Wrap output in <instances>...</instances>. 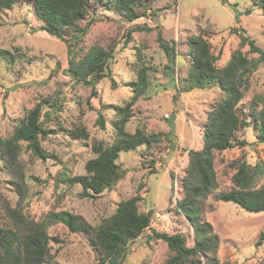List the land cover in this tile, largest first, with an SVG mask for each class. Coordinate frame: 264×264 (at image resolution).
<instances>
[{"label":"rangeland","instance_id":"1","mask_svg":"<svg viewBox=\"0 0 264 264\" xmlns=\"http://www.w3.org/2000/svg\"><path fill=\"white\" fill-rule=\"evenodd\" d=\"M153 0L145 15L128 21L122 12L97 6L86 19L92 20L83 41L78 45L39 30L41 22L28 3H19L0 11V138H9L28 109L47 99L41 120L51 131L40 138L46 152L42 160L34 155L24 141H19L17 160L9 167L0 152V226L9 227L11 219L6 208H15L26 216L41 221L50 211L67 210L82 216L91 227L112 215L121 200L138 195V210L150 213V224L139 237L129 242L123 264H166L170 251L167 244L153 236L154 231L182 234L187 246L194 244V233L188 218L178 209L184 196L189 150L202 146L203 124L216 101L224 97L221 88H187L190 57L184 44L187 35L203 33L211 51L217 55L216 66H223L239 45L232 28L264 48V14L252 7L250 0ZM233 3L239 11L235 19ZM140 26L142 29H136ZM150 28V29H147ZM130 32V38L127 35ZM73 30L71 31V35ZM177 42L174 64H169L157 43V34ZM74 44V45H73ZM111 50L107 71L91 88L76 83L65 72L70 46L78 59L92 45ZM248 57V46L240 47ZM140 56V57H139ZM147 67L148 88L132 106V116L126 129L143 128L155 140L149 145L121 152L117 159L124 175L98 197H82L79 184L68 185L66 178L84 174L85 162L95 156L92 144H110L115 138L112 122L116 117L113 106L123 105L133 94L128 84L136 80L141 66ZM243 98L238 103L243 115L264 106V64L253 71L247 81ZM48 104V105H47ZM46 112V115L43 113ZM104 128L97 122L98 113ZM174 113V137L168 139L170 127L166 119ZM250 126L235 133L244 141L222 151H214L213 167L217 187L198 201L202 220L211 224L219 236L216 264H264V239L257 243L264 228V210L249 212L233 202L218 201L215 192L233 186L232 175L241 161L264 169V142L256 138ZM84 126L87 138L77 129ZM264 180V174L259 183ZM49 253L43 264H93L99 252L83 232H71L62 223H50ZM207 256L199 257L200 264ZM190 264V263H187Z\"/></svg>","mask_w":264,"mask_h":264},{"label":"trees","instance_id":"2","mask_svg":"<svg viewBox=\"0 0 264 264\" xmlns=\"http://www.w3.org/2000/svg\"><path fill=\"white\" fill-rule=\"evenodd\" d=\"M153 0H0V11L11 8L15 4L28 3L32 6L36 18L42 23L39 30L67 42V37L78 45L83 41L92 20L80 25L81 20L91 10L104 7L122 12L128 21H133L143 15ZM174 3L177 0H172ZM252 7L244 13L249 14L253 7H257L264 14V0H250ZM222 4L226 0H220ZM238 19L239 11L236 4L231 5ZM136 29H142L136 26ZM150 29V28H147ZM73 33L71 35V31ZM239 37V47L235 49L228 61L221 67L216 66L217 55L211 51L210 44L203 33L187 35L184 44L190 57L188 74L185 79L189 91L192 88H205L216 85L222 89L224 97L216 101L207 113L203 124L202 146L198 150H189V162L184 178V196L177 202L178 209L188 218L194 233V244L187 246L182 234H168L154 231L153 236L163 240L170 251L166 264H200L199 257L207 256L203 264H216L215 256L219 246V236L212 230L207 221L201 219L198 201L212 193L217 187L213 167L214 151H222L244 141H237L235 133L251 125L256 130V138L264 142V106L259 110L252 106L246 116L238 107L243 98L249 75L260 65L264 64V48L256 45L255 40L244 34V30L232 28ZM130 38V32L127 39ZM157 43L164 51L169 64L175 63L177 56L175 40L167 41L160 33ZM74 45V44H73ZM248 46V57L240 47ZM69 55L66 74L76 83H82L91 88L90 96H95V85L106 76L110 77L112 86L115 80L112 73L107 71L108 62L112 58V51L103 49L100 45H92L84 54L76 59L77 53L67 48ZM140 57V56H139ZM147 67L137 69L136 80L128 84L133 94L123 103L115 105L116 117L112 122L115 138L110 144L95 141L92 144L94 157L89 158L84 165L85 173L66 178L68 185L79 184L82 197H98L104 190L110 189L120 179L125 169L117 163L121 152H127L141 145L149 146L155 136L147 134L143 128H136L133 132L126 129V124L132 116V106L146 92L149 84ZM48 103L47 99L37 102L28 109L25 116L13 130L9 138H0V152L5 163L12 167L17 160L19 141H24L27 148L36 156L44 160L46 152L40 145V138L50 133V129L41 120L42 107ZM49 104V103H48ZM47 104V105H48ZM49 106L55 108L50 102ZM46 115V112L43 113ZM97 124L104 128V119L98 113ZM82 138H87L84 126L77 129ZM264 169L259 164L251 165L241 161L232 175L233 186L227 190L214 193L218 201L233 202L249 212L264 210V180L259 183ZM139 196L121 200L115 212L102 219L97 227H91L80 215L67 210L50 211L41 221H35L15 208H6V214L11 219L9 227L0 226V264H43L49 253V242L52 239L47 233L50 223L59 222L71 232H83L99 252V259L93 264H123L126 257L127 245L141 235L149 227L150 213L138 210ZM264 239V228L259 232L257 243Z\"/></svg>","mask_w":264,"mask_h":264},{"label":"water","instance_id":"3","mask_svg":"<svg viewBox=\"0 0 264 264\" xmlns=\"http://www.w3.org/2000/svg\"><path fill=\"white\" fill-rule=\"evenodd\" d=\"M174 113L166 119V124L170 127V132L168 134V139H172L174 137Z\"/></svg>","mask_w":264,"mask_h":264}]
</instances>
